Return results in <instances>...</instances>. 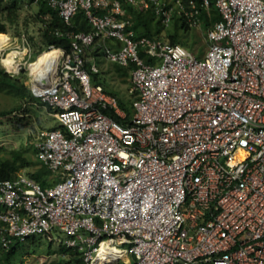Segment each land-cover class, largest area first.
<instances>
[{
  "label": "built area",
  "instance_id": "built-area-1",
  "mask_svg": "<svg viewBox=\"0 0 264 264\" xmlns=\"http://www.w3.org/2000/svg\"><path fill=\"white\" fill-rule=\"evenodd\" d=\"M40 2L68 25L82 8L92 30H68L70 50L49 45L35 56L22 31L12 60L1 39L7 71H26L62 127L34 142L57 182L0 178V246L57 230L88 264L126 253L138 264H264V0H215L222 19L206 31L201 57L135 38L124 5L152 9L165 25L177 10L200 26L197 0H21ZM108 39L106 58L132 66L129 124L113 116L127 114L85 56Z\"/></svg>",
  "mask_w": 264,
  "mask_h": 264
},
{
  "label": "trees",
  "instance_id": "trees-1",
  "mask_svg": "<svg viewBox=\"0 0 264 264\" xmlns=\"http://www.w3.org/2000/svg\"><path fill=\"white\" fill-rule=\"evenodd\" d=\"M197 2L199 8L201 9L200 16L202 18V27L207 31L216 21L222 19L221 12L216 5L215 0H210V5L208 8L201 7V0H197ZM124 5L127 9V17L130 18L131 21L129 24V28L134 30L135 38L146 36L152 39H163L172 43H181L184 46L187 45L186 41L180 39L179 33L177 31L164 32V35H162V29L164 28L165 24L152 9H139L131 3H125ZM33 7L30 6V8H25L21 4V0H7V3L4 6L2 5V1H0V33H7L11 31V26H13L15 30L14 37L17 38L16 41H19L18 37L22 31L31 33L29 28L30 21H33L34 25H36L37 31L39 32V38L35 35L30 36V39L35 48L33 56L38 54L41 50L47 48L49 45L62 47L67 51L70 50L72 37L69 34H66L68 30L75 32H87L92 30V23L89 21L85 11L82 8L79 9L72 17V24L68 25L64 22L63 18L60 16L57 10L50 7L45 2H40L38 5ZM23 8L28 10L33 8L35 10L33 11L34 13H31L29 15L27 14L26 16L24 15V18L21 21L20 9ZM99 12L102 11L99 10ZM174 18L176 19V24L185 28V30H189L191 29V27H195L187 20L183 12L179 13L177 10L174 11L172 19ZM57 28L62 30L63 34L58 35L56 33ZM114 43L115 42L112 39L106 40L105 43L97 40L95 43L96 45L93 49L86 50L85 56L91 58L90 65H94L92 61L97 60L100 50H103L104 44L113 46ZM141 54L143 57L146 56V52L144 51V49L141 50ZM203 55L204 54L197 56L201 57ZM9 57L10 56H8L7 59H9ZM131 68V65L124 66L115 63L114 70L116 71V73L126 78L131 75ZM90 72L93 75L94 79L104 86L105 90L118 97L121 107L126 111L127 114L125 117L117 114H114L113 116L123 123H131L132 115L134 112L132 106L134 95L131 94L129 102L125 95L115 90H110L108 87H106V85H104L98 75L99 68L98 70L90 68ZM0 90L14 93L22 101H26L29 103L38 101L39 103H42L47 109L52 111V109L48 107L45 102H43L32 93L30 83L27 81L26 71L24 69H21L19 72L7 71L5 65L1 62V60ZM12 111L13 109H1L0 117L6 116ZM56 127H62V125L58 124L57 126H54L52 128ZM35 151L36 150L34 149V153L36 154ZM34 166V169H30ZM21 168H26L27 174L33 177L44 187L54 184L55 182H57V180H59V175L54 178L53 170L47 168L39 159L35 160L30 158V156H28L27 154V149L12 148L10 150V155L4 158H0V178L14 177L18 174V171ZM34 236L35 235L29 236L25 240L17 239L7 248L0 246V264H14L19 247L22 246V244H26V242H28V240H30V238H33ZM35 240L36 239L33 238L28 243H35ZM57 254L58 255L55 258L45 264H88L84 260L83 252L64 243L59 246ZM19 264H24V262L20 259ZM120 264L138 263L136 258L132 256L130 262H121Z\"/></svg>",
  "mask_w": 264,
  "mask_h": 264
},
{
  "label": "rangeland",
  "instance_id": "rangeland-1",
  "mask_svg": "<svg viewBox=\"0 0 264 264\" xmlns=\"http://www.w3.org/2000/svg\"><path fill=\"white\" fill-rule=\"evenodd\" d=\"M173 2L174 0H166ZM7 1L2 2V5H6ZM30 8V7H29ZM34 8V7H33ZM20 9V20L24 18V15L34 13L35 9ZM11 26V31L7 33H0V43L4 39L2 47L5 49L4 57L7 53H10L13 44L18 43L17 38L14 37V27ZM31 35L38 36L37 27L33 21L29 24ZM179 33L181 40L186 41L185 45L189 50L197 55H202L206 52L209 41L207 39L206 30L200 26L191 27L189 30H185L182 26L176 24V19H172L168 25H165L162 29V35L164 32ZM3 34V36H2ZM11 34V35H10ZM8 38V40H7ZM2 39V40H1ZM16 42V43H13ZM8 56V60H12L14 52H11ZM0 60H2L0 58ZM21 60V59H20ZM92 63L99 68V78L104 85L110 90H115L126 96L129 101L131 97V75L128 77H122L116 71L115 63L110 61L104 56V51L100 50L97 60H93ZM28 77V76H27ZM28 81V78H27ZM130 102V101H129ZM1 109H13V111L6 116L0 117V158H4L10 155L12 148L27 149V154L32 159H38L34 153V142L36 134L47 128H52L59 124L58 118L51 113L42 103L34 101L32 103L22 101L14 93L0 90V110ZM36 150V149H35ZM36 152V151H35ZM34 167L30 169H34ZM27 173L26 168H21L18 173ZM59 173L53 171L54 178ZM68 235L64 232L55 230L51 235H35V243H28L33 238L31 237L26 244H22L16 255L15 263L19 264L20 259L24 264H45L55 258L58 254V248L63 244V240ZM133 255L126 253L122 257L112 259L105 264H120L121 262H130Z\"/></svg>",
  "mask_w": 264,
  "mask_h": 264
}]
</instances>
